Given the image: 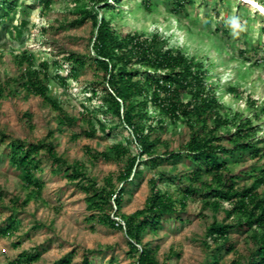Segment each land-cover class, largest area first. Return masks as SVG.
I'll list each match as a JSON object with an SVG mask.
<instances>
[{"label": "rangeland", "instance_id": "rangeland-1", "mask_svg": "<svg viewBox=\"0 0 264 264\" xmlns=\"http://www.w3.org/2000/svg\"><path fill=\"white\" fill-rule=\"evenodd\" d=\"M14 1L15 8L0 21V85L4 86L0 95V229L7 225L13 228L11 236H0V264H7L21 252L40 253L33 264H82L84 257L90 264H133L135 256L129 252L124 229L111 228L97 220L78 182L102 186L104 178L112 175L115 186L124 188L118 211L125 216L144 208L150 194L148 181L159 171L177 174L182 178L181 185L188 184L185 176L192 166L186 158L155 165L143 157L145 161L139 171L132 172L128 182L117 181L127 158L139 148L129 130L104 110L102 71L87 58H93L95 30L90 20L81 25L71 22L81 12L109 19L118 34H158L162 45L200 61L206 85L214 89L224 106L222 114L231 117L237 113L239 122L250 119L257 130L250 140L260 148V155L240 153L230 162L231 175L237 176L236 186H249L264 171V11L260 8L264 0H190L183 9L176 8L173 0H108V5L95 0H54L47 9L40 5L41 0ZM21 20L26 26L20 37L5 31L4 26L19 25ZM71 52L87 58L86 66L75 78L70 77V64L65 60ZM45 61L48 96L65 111L64 124L59 122L58 110L21 89L19 81H12L29 65L41 69ZM92 90H96V96ZM148 112L158 116L151 106ZM92 129L94 135L86 136L85 132ZM49 131L55 151L66 165L51 162L41 152V165L33 179L44 182V186L37 193L26 185L22 171L9 161L8 145L11 140L39 142ZM234 132L233 126L218 131L223 145H230ZM188 137L184 121H167L156 152L177 151ZM116 143L129 150L122 161L91 159L88 155V151H109ZM76 162L83 164L86 177L70 181L67 174ZM203 180L212 178L204 175ZM159 187L179 196L177 185L162 183ZM257 191L264 196V183ZM114 210L108 211L113 218ZM223 217L221 211L204 207L203 199L194 194L184 209L163 215L160 228L142 233V243L155 249L159 264H213L215 255L217 264H229L234 259L246 264L254 250L246 231L232 230L229 237L234 249H222L218 254L206 238L212 220L222 221Z\"/></svg>", "mask_w": 264, "mask_h": 264}, {"label": "trees", "instance_id": "trees-1", "mask_svg": "<svg viewBox=\"0 0 264 264\" xmlns=\"http://www.w3.org/2000/svg\"><path fill=\"white\" fill-rule=\"evenodd\" d=\"M107 1L95 0L105 5H108ZM53 2L54 0L39 1L46 9ZM186 2L190 0H173L172 4L183 9ZM14 8V0H0V21ZM81 13L82 15L71 22L81 25L90 20L95 30L93 58H87L102 71V83L105 84L102 96L104 110L129 130L139 148L135 155L127 158L124 168L116 177L117 181L128 182L132 172L139 171V166L145 161L141 160L143 157H146L148 163L155 165L159 162L176 163L186 158L192 166L189 174L185 176L188 180L186 185H181L182 178L179 175H166L159 171L148 181L150 194L144 208L126 216L118 211L124 188L115 186L112 175L104 178L102 186H95L91 181L86 184L78 182L79 189L87 195L90 207L96 211L97 220L108 227L124 229L129 238V252L135 256L133 264H159L155 249L142 243V233L156 231L161 227L163 215H172L179 209H184L187 199L199 194L204 207H210L214 212L221 211L224 215L222 221L213 219L206 232V238L212 241L216 254L222 249H234L229 237L231 231L244 230L249 233L254 246L246 264H264V196L257 191V187L264 183V171L249 186L239 188L236 186L237 176L231 175L230 169V162L240 153H248L250 157L260 155V148L250 140L257 131L252 120L246 119L242 123L239 122L240 115L237 113L231 117L223 115V104L215 95L214 89L206 85L204 65L179 49L162 45L163 40L158 34L151 37L136 32L118 34L109 19H98L90 13ZM25 26L26 22L21 20L19 25L4 26V29L20 37ZM87 58L73 52L68 53L65 60L70 64V77L75 78L79 70L86 66ZM40 65L41 69L29 65L12 81H19L21 89L43 98L54 110H58L59 122L64 124L65 111L48 96L47 62ZM3 90L4 86L0 85V95ZM91 94L96 96V90H92ZM149 106L158 111V116L149 114ZM179 120L184 121L188 127L187 142L177 151L165 150L162 154L157 153V146L161 143L160 132L166 129L167 121L176 123ZM228 126L235 127V132L231 134L228 142L230 145L227 147L222 144L223 136L218 135V131ZM100 127L102 131L105 130L103 125ZM94 133L95 130L92 129L85 132V135L90 137ZM153 134L156 135L154 138L151 137ZM51 136L52 132L49 131L39 142L26 144L21 140H11L8 145L9 161L22 171L26 185L31 186L37 193L44 186V182L33 179L34 171L41 165V152L51 162L66 165L57 155L50 140ZM128 154V148L120 143L111 146L109 151H88L91 159L101 157L105 161L118 162ZM69 167L71 166H66V169L71 170ZM204 175H210L212 180H203ZM67 176L70 181H75L78 176L80 180L85 179L83 164H73ZM162 183L177 185L179 196L160 188ZM196 183H200L199 186ZM224 203L228 205L224 206ZM109 208L115 209L113 215L120 217L123 224L110 215ZM230 218L233 219L232 223L227 222ZM12 233L11 225L0 229L2 237L11 236ZM138 245L141 247L138 248ZM214 257L213 264H217L218 256ZM39 258L40 253L21 252L15 259L7 261V264H33ZM82 264H90L89 259L84 257ZM229 264L241 263L234 259Z\"/></svg>", "mask_w": 264, "mask_h": 264}, {"label": "built area", "instance_id": "built-area-1", "mask_svg": "<svg viewBox=\"0 0 264 264\" xmlns=\"http://www.w3.org/2000/svg\"><path fill=\"white\" fill-rule=\"evenodd\" d=\"M114 219L117 220L119 223L123 224V222L120 221L117 217H115Z\"/></svg>", "mask_w": 264, "mask_h": 264}, {"label": "bare ground", "instance_id": "bare-ground-1", "mask_svg": "<svg viewBox=\"0 0 264 264\" xmlns=\"http://www.w3.org/2000/svg\"><path fill=\"white\" fill-rule=\"evenodd\" d=\"M260 8L264 11L263 7L260 6ZM260 12V11H259Z\"/></svg>", "mask_w": 264, "mask_h": 264}, {"label": "clouds", "instance_id": "clouds-1", "mask_svg": "<svg viewBox=\"0 0 264 264\" xmlns=\"http://www.w3.org/2000/svg\"><path fill=\"white\" fill-rule=\"evenodd\" d=\"M258 11H260V10H258ZM261 12V11H260Z\"/></svg>", "mask_w": 264, "mask_h": 264}]
</instances>
